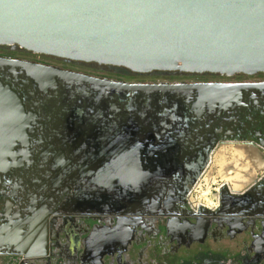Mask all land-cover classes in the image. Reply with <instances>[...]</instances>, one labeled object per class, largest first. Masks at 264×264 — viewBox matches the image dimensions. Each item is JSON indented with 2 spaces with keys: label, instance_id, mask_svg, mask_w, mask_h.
<instances>
[{
  "label": "flooded vegetation",
  "instance_id": "af4514ba",
  "mask_svg": "<svg viewBox=\"0 0 264 264\" xmlns=\"http://www.w3.org/2000/svg\"><path fill=\"white\" fill-rule=\"evenodd\" d=\"M0 87V264H264V73L0 45Z\"/></svg>",
  "mask_w": 264,
  "mask_h": 264
},
{
  "label": "water",
  "instance_id": "95a60500",
  "mask_svg": "<svg viewBox=\"0 0 264 264\" xmlns=\"http://www.w3.org/2000/svg\"><path fill=\"white\" fill-rule=\"evenodd\" d=\"M0 45L139 73L256 75L264 73V0H0ZM217 88L211 97L235 95Z\"/></svg>",
  "mask_w": 264,
  "mask_h": 264
},
{
  "label": "bare ground",
  "instance_id": "6f19581e",
  "mask_svg": "<svg viewBox=\"0 0 264 264\" xmlns=\"http://www.w3.org/2000/svg\"><path fill=\"white\" fill-rule=\"evenodd\" d=\"M240 152L245 156L244 158V162H246V160H248L249 158L253 161L256 162V158L255 156H251V154L249 153V150L246 147L241 148Z\"/></svg>",
  "mask_w": 264,
  "mask_h": 264
},
{
  "label": "crops",
  "instance_id": "0c3cea01",
  "mask_svg": "<svg viewBox=\"0 0 264 264\" xmlns=\"http://www.w3.org/2000/svg\"><path fill=\"white\" fill-rule=\"evenodd\" d=\"M230 158H232V157H230ZM231 160V159H230ZM240 162H244V159H242V160H240ZM227 164V163H226ZM226 165H224V167H225ZM228 172H230V173H234V171L235 172H239V173H242V172H246L247 170H246V168H243V167H241V168H239V169H236V170H234L233 168H229L228 170H227Z\"/></svg>",
  "mask_w": 264,
  "mask_h": 264
},
{
  "label": "rangeland",
  "instance_id": "374dc122",
  "mask_svg": "<svg viewBox=\"0 0 264 264\" xmlns=\"http://www.w3.org/2000/svg\"><path fill=\"white\" fill-rule=\"evenodd\" d=\"M230 159H231V160H229V161H232L231 163H233L234 161L237 162V160H238V158H236V157H234V156H233L232 158H230ZM241 163H242V162H241ZM243 163H244V162H243ZM221 165H226V167L229 168V162H227V164H226V163L224 164V163L221 162ZM225 169H226V168H225ZM221 170H223V169H221ZM227 170H228V169H227ZM201 198L203 199V196H201Z\"/></svg>",
  "mask_w": 264,
  "mask_h": 264
}]
</instances>
